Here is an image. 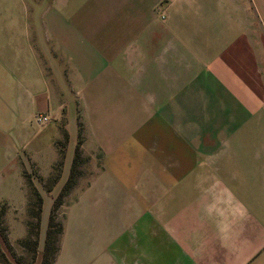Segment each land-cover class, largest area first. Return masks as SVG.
Instances as JSON below:
<instances>
[{
  "label": "crops",
  "instance_id": "crops-1",
  "mask_svg": "<svg viewBox=\"0 0 264 264\" xmlns=\"http://www.w3.org/2000/svg\"><path fill=\"white\" fill-rule=\"evenodd\" d=\"M18 5L34 4L0 1ZM72 7L51 20L0 14V170L47 176L59 160L53 196L81 123L86 170L68 189L54 264H264V42L246 5ZM39 22L51 25L36 40Z\"/></svg>",
  "mask_w": 264,
  "mask_h": 264
},
{
  "label": "rangeland",
  "instance_id": "rangeland-1",
  "mask_svg": "<svg viewBox=\"0 0 264 264\" xmlns=\"http://www.w3.org/2000/svg\"><path fill=\"white\" fill-rule=\"evenodd\" d=\"M0 1L7 2L9 0ZM15 1L18 3L22 2V0ZM25 1L34 5L28 7L20 6L21 4L16 7L0 6V14H26L37 16L40 20H42V17H49L51 20L58 14L71 13L73 10L72 4L76 0ZM240 1L243 5H246V8L249 10L255 30L256 32L259 31L264 42V0ZM156 11L161 18L164 17L163 11L159 12L158 9ZM48 25L50 26L51 24L40 22L32 24L34 38H36V40L41 37ZM262 111H264V105ZM55 144L60 151L63 144L62 138L55 140ZM86 164V159H84V161L82 160L81 163L79 162L76 165V174L79 173L75 176V179H77L80 174L85 173ZM56 167H58L57 164L52 166L51 172L47 176H42L40 174V170H43L42 166L38 168L33 164H30L28 167H17L16 170L13 168L0 170V175L3 174L2 177H7L6 179H9L6 185H4V187H6L5 189H8V184L11 186L10 197H0V264H39L43 250L47 216L52 199L56 195L55 193L52 196L45 187L49 183L48 177L53 176L57 171ZM57 169L60 170V168ZM26 179L32 181L33 186L41 195V212L37 223H35L36 219L33 215L36 209V198L32 196L30 188L26 185ZM62 184L63 183H54V186L55 188H59ZM68 194H70L68 190L62 194L61 202L54 211L53 230L58 222L62 224L64 209L70 199ZM28 208H30L31 213L28 212ZM2 234L5 239L2 238ZM33 238L36 239V244L32 249L30 243ZM20 240H24L25 243H22ZM54 244L53 241L50 242L49 247L51 249L49 248L47 252L49 258H52V246H54ZM53 258L55 259V256ZM54 259L51 264H54Z\"/></svg>",
  "mask_w": 264,
  "mask_h": 264
},
{
  "label": "trees",
  "instance_id": "trees-1",
  "mask_svg": "<svg viewBox=\"0 0 264 264\" xmlns=\"http://www.w3.org/2000/svg\"><path fill=\"white\" fill-rule=\"evenodd\" d=\"M81 123L78 121L77 123V140L76 143L74 145V149H73V156H72V160L69 166V171H68V175L65 179V181L63 182V184L61 185V187L59 188L58 192L56 193V195L53 197L52 202H51V206L49 209V213L47 216V221H46V228H45V236H44V241H43V250H42V254H41V259L39 264H51L53 261V257L55 256V253L58 249V241H59V235L60 232L62 230V224L61 222H58L55 229L53 230V225H54V211L57 208V206L60 204L61 202V196L62 194L67 191L69 188L72 187V185L75 182V176L79 173L76 174V165L80 162H82L83 158L80 155V150H79V143L81 141ZM63 136L65 137V134L63 133ZM58 165V167H56V172L53 176L48 177L49 183L46 185V190H49L51 185L53 184V182L56 180L58 173H59V160L58 162H55L53 166ZM54 168V167H53ZM26 185L30 188L31 190V194L32 196H34V198H36V209L33 212V215L36 219L35 223H37L39 216H40V212H41V195L39 194L38 190L33 186L32 181L29 179H26ZM32 201V200H31ZM28 212L31 213L30 208H28ZM54 231V232H53ZM2 238L5 239L4 235L2 234ZM22 243H25L24 240H20ZM53 241L54 246H52V258H49L47 252L48 249L50 248V242ZM36 244V239L33 238L31 243H30V247L33 249L35 247ZM51 249V248H50Z\"/></svg>",
  "mask_w": 264,
  "mask_h": 264
},
{
  "label": "built area",
  "instance_id": "built-area-1",
  "mask_svg": "<svg viewBox=\"0 0 264 264\" xmlns=\"http://www.w3.org/2000/svg\"><path fill=\"white\" fill-rule=\"evenodd\" d=\"M33 121L37 122V123H41V122H45L48 120V116L44 113H39L36 112L33 114L32 116Z\"/></svg>",
  "mask_w": 264,
  "mask_h": 264
}]
</instances>
